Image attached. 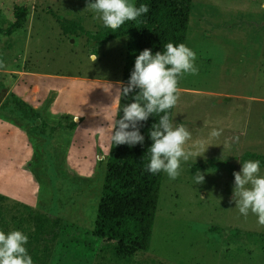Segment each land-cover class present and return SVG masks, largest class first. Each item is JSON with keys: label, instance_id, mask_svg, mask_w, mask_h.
<instances>
[{"label": "rangeland", "instance_id": "374dc122", "mask_svg": "<svg viewBox=\"0 0 264 264\" xmlns=\"http://www.w3.org/2000/svg\"><path fill=\"white\" fill-rule=\"evenodd\" d=\"M87 2L94 0H0V231L26 234L34 264H264V227L255 214L241 215L233 200V172L241 170L244 153L251 154L247 161L264 156L257 145L240 147L249 107L243 98H264V0H192L185 45L199 71L179 79L180 88L195 92H179L170 118L193 140L213 128L223 132L202 156L181 162L178 178L163 172L149 251L125 260L89 233L127 39L90 48L103 23ZM54 15L74 23L63 31ZM11 94L38 119L4 105ZM258 108L264 118V105ZM42 123L43 136L30 131ZM38 216L44 231L34 242Z\"/></svg>", "mask_w": 264, "mask_h": 264}, {"label": "clouds", "instance_id": "9594fccd", "mask_svg": "<svg viewBox=\"0 0 264 264\" xmlns=\"http://www.w3.org/2000/svg\"><path fill=\"white\" fill-rule=\"evenodd\" d=\"M85 8L94 12L93 18L102 21L113 32L126 21H134L149 11L147 4L137 7L130 0H94L87 2ZM96 58V54L91 57L93 62ZM195 60V52L184 43L168 42L163 52L155 54L151 49H144L136 56L127 84L121 82L118 88L121 97L133 92L135 95L132 102L123 107L122 116L114 119L110 142L130 147L143 144L144 136L139 131L141 122L154 114L164 113L149 131L152 143L145 170L151 174L164 172L171 180L179 177L182 161L202 156L212 140L219 139L223 132V129L213 128L206 139L193 140L190 131L183 124L174 125L168 114L179 99V79L184 74H198ZM0 67H3L2 62ZM233 140L238 142L239 137H233ZM259 173V160L245 161L239 172H233V200L241 215L255 214L257 223L264 227V177ZM203 182L204 175L197 171L195 184ZM27 243L28 236L19 230L7 234L0 231V264H33L25 247Z\"/></svg>", "mask_w": 264, "mask_h": 264}, {"label": "trees", "instance_id": "16d2710c", "mask_svg": "<svg viewBox=\"0 0 264 264\" xmlns=\"http://www.w3.org/2000/svg\"><path fill=\"white\" fill-rule=\"evenodd\" d=\"M134 4L137 7L147 4L148 13L134 21H126L114 32L101 26L88 44L90 48H96L109 41L127 39L121 77V82L125 85L134 69L136 56L142 50L151 49L152 54H155L157 51L163 52L168 42L174 45L186 43L192 9V0H135ZM54 18L63 31L74 23L58 15H54ZM134 95L135 92L127 97L119 95L115 119L122 116L123 107L132 102ZM8 104L26 120L33 122L39 117L35 109L13 94L5 100L4 105ZM172 110L173 108L168 110L170 117ZM163 114H154L147 121L141 122L139 131L144 136L143 144L130 147L111 143L95 224L89 234L91 238L113 247L114 255L119 260H125L134 253H147L150 248L163 172L151 174L145 169L150 159L149 147L152 143L149 131ZM45 127L46 124L42 123L41 128L32 127L30 131L43 136ZM69 128L73 129V124ZM250 155L244 153L240 163L247 161ZM263 158H256L260 161V166L264 165ZM36 220L32 237L34 242L40 239L44 231L41 217L38 216ZM36 257L37 255L32 254V259L35 260Z\"/></svg>", "mask_w": 264, "mask_h": 264}, {"label": "crops", "instance_id": "0c3cea01", "mask_svg": "<svg viewBox=\"0 0 264 264\" xmlns=\"http://www.w3.org/2000/svg\"><path fill=\"white\" fill-rule=\"evenodd\" d=\"M179 88V92H195L193 90H187V89H182L178 86ZM249 101V107H248V112L246 115V119H245V124H244V128L242 129V131L240 132L241 138H242V144L240 145V147L243 149V146L246 144H252L253 146H258L263 152H264V141H261L262 138L264 140V136H261V139H257L256 138V134H255V127H256V119L253 118L252 119V115H258L257 116V122H258V126L261 129L260 132H262V123L264 124V118L261 116V111H259L258 105H264V98H258V97H249V98H243ZM253 120V121H251ZM253 126V130L252 132H254L255 136H253V138H247V133L249 132V128H251ZM264 129V127H263ZM264 133V130H263Z\"/></svg>", "mask_w": 264, "mask_h": 264}]
</instances>
